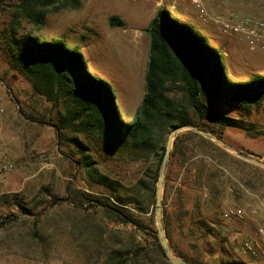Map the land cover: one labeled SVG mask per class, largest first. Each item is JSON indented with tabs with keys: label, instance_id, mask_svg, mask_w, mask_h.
<instances>
[{
	"label": "rangeland",
	"instance_id": "1",
	"mask_svg": "<svg viewBox=\"0 0 264 264\" xmlns=\"http://www.w3.org/2000/svg\"><path fill=\"white\" fill-rule=\"evenodd\" d=\"M16 5L17 0H0V147L13 163L0 181V264H114L116 250L123 251L124 264H173L142 229L111 221L99 206L69 199L68 183L90 188L86 169L64 156L52 125L28 117L31 112L53 118L55 112H50L51 102L32 95L29 80L10 63L4 30ZM204 5L206 17L190 0H83L78 8L49 11L41 27L22 23L19 35L32 33L81 51L89 72L112 87L122 120L134 122L146 93L149 26L160 9L169 10L220 51L232 82L264 76V50L222 32L214 21L216 16L264 18V0H204ZM114 15L124 20L123 26L110 25ZM177 93L181 95V88L172 87L171 94ZM212 108L253 126L254 135L227 128L223 139L264 161V102L251 111L227 102ZM217 145L225 152L197 139L187 143L186 157L180 156L169 172L165 208L173 244L205 264H264V259L244 254L239 243L255 237L264 225V168L247 165ZM94 150L102 172L125 183L142 176L144 160L127 163ZM203 167L214 174L210 187L197 177ZM94 190L98 196L107 192L99 186ZM230 207L243 209L244 217L226 222L223 214ZM135 211L150 232L157 231L155 212ZM137 245L144 248L139 256L126 253Z\"/></svg>",
	"mask_w": 264,
	"mask_h": 264
},
{
	"label": "trees",
	"instance_id": "2",
	"mask_svg": "<svg viewBox=\"0 0 264 264\" xmlns=\"http://www.w3.org/2000/svg\"><path fill=\"white\" fill-rule=\"evenodd\" d=\"M82 1L17 0L11 25L4 30L9 60L29 80L32 95L51 102L50 112H55L53 118L31 112L28 117L40 124L52 125L64 156L72 164L86 169L90 188L85 191L68 183L69 199L82 206L85 203L90 207L99 206L111 221L142 229L154 237L157 250L168 261L156 232L149 231L151 227L135 210L155 212L156 187L169 132L177 125L193 124L220 138L227 128L243 129L254 135L253 126L246 121L220 113L212 106L227 102L247 111L261 107L264 76L232 82L220 51L189 25L173 18L169 10L160 9L149 26L146 93L136 120L125 122L119 114L112 87L89 72L81 51L70 49L62 42L41 40L32 33L19 35L22 23L41 27L49 11L78 8ZM109 23L120 27L124 20L114 15ZM174 86L181 88V95L171 94ZM196 139L225 152L208 137L193 131L183 132L174 140L166 180L174 162L180 156L186 157L185 145ZM96 147L113 160L127 163L144 160L142 176L125 183L113 174L102 172L94 155ZM243 163L256 167L246 161ZM205 168L197 169V177L210 187L214 174H208ZM94 186L103 187L107 192L98 196L94 194ZM166 192L165 187L163 216L173 253L192 264H205L189 258L174 246L166 223ZM143 249L137 245L126 253L139 256ZM114 253L117 256L114 264L126 263L122 250Z\"/></svg>",
	"mask_w": 264,
	"mask_h": 264
},
{
	"label": "built area",
	"instance_id": "3",
	"mask_svg": "<svg viewBox=\"0 0 264 264\" xmlns=\"http://www.w3.org/2000/svg\"><path fill=\"white\" fill-rule=\"evenodd\" d=\"M190 1L200 10L203 17L208 15L204 0ZM214 21L219 25L222 32L234 35L250 44L258 45L264 50V18L251 15H233L227 18L216 16ZM12 169L13 163L6 159L2 147H0V181ZM243 217L244 212L241 208L230 207L223 214V219L226 222L233 218L242 219ZM239 243L244 254L253 259H264V225L258 228L255 237L244 238Z\"/></svg>",
	"mask_w": 264,
	"mask_h": 264
},
{
	"label": "water",
	"instance_id": "4",
	"mask_svg": "<svg viewBox=\"0 0 264 264\" xmlns=\"http://www.w3.org/2000/svg\"><path fill=\"white\" fill-rule=\"evenodd\" d=\"M186 131H193L196 133H199L205 137H208L212 139L214 142L219 144L220 146L224 147L226 150L234 153L237 157L250 162L256 166H259L261 168H264V161L261 160V157L259 155H253L246 153L233 145L226 142L223 138H220L217 134H215L212 131L202 129L196 125L193 124H182L175 126L168 134L167 141H166V147H165V153L162 159V163L160 166L159 171V177L156 187V194H155V219H156V225H157V236L158 240L163 248V251L168 258L170 262L173 264H192L189 261L185 260L184 258L176 256L172 248L169 244V240L166 236V230H165V222H164V216H163V194H164V188H165V182H166V174L169 167V163L171 160V152L173 149V143L175 138Z\"/></svg>",
	"mask_w": 264,
	"mask_h": 264
}]
</instances>
